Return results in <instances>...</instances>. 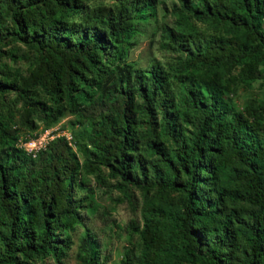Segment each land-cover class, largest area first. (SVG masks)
Listing matches in <instances>:
<instances>
[{
  "label": "trees",
  "instance_id": "16d2710c",
  "mask_svg": "<svg viewBox=\"0 0 264 264\" xmlns=\"http://www.w3.org/2000/svg\"><path fill=\"white\" fill-rule=\"evenodd\" d=\"M85 1L0 0V12L8 15V25L0 29V43L18 41L42 57L17 85L0 69V99L15 91L26 125L32 112L45 118L66 108L93 119L103 109L98 120L90 121L92 149L82 146L85 157L104 158L119 190L153 185L160 192L178 193L173 208L154 204L142 211L138 264H224L225 246L232 240L240 241L245 264H264V124L256 118L264 114V100L257 114L242 116L223 104L216 81L203 79L187 87L180 114L169 78L156 63L144 72H133L128 79L134 81L132 89L122 87L119 79L106 84L112 60L121 58L122 46L132 35V19L145 18L151 1L111 0L106 6ZM179 3L202 23L245 33L246 40L214 38L203 46V54L198 51L193 57L189 44L194 42H184L182 34L164 27L163 36L183 46L191 65L205 64L215 72L219 59L243 60L245 74L254 73L264 48L260 29L264 0H200L198 8L191 0ZM208 56L214 64L204 61ZM38 89L48 105L34 99ZM98 90L102 92L96 96ZM80 98L88 103L83 105ZM138 112L143 132L134 130ZM191 112L197 120L194 132L186 137L180 127ZM157 114L173 148H166L161 140ZM0 134L16 140L1 120ZM50 146L47 154L38 156L37 160L47 155L38 168L14 152L0 154V264H18V257L21 264L47 257L59 262L69 247L68 237L55 229L60 217L77 218L81 202L73 198L72 175L78 164L65 138L52 140ZM154 157L160 164L152 163ZM239 200L253 206L242 221H237ZM85 242L89 261L96 264V244L88 233ZM123 264H131L127 253Z\"/></svg>",
  "mask_w": 264,
  "mask_h": 264
},
{
  "label": "rangeland",
  "instance_id": "374dc122",
  "mask_svg": "<svg viewBox=\"0 0 264 264\" xmlns=\"http://www.w3.org/2000/svg\"><path fill=\"white\" fill-rule=\"evenodd\" d=\"M150 1L148 15L143 19L137 16L132 19L134 30L128 39V44L122 46L121 58L112 60L110 65L112 75L106 80V84H114L119 79L122 87L132 89L134 81L128 82V79L133 72H144L150 65L156 63L169 78L176 103L175 108L180 114L183 111L180 101L186 94L187 87L192 82L203 79L214 80L221 86L223 104L230 111L239 112L242 116L249 113L257 114L264 100V48H261L262 58L256 62L254 73L250 77L243 70L242 65L245 63L243 60L234 63L229 59H219L217 66L214 67L215 72L208 69L205 64L191 65L183 46L163 36L164 27L182 34L184 42H194L189 44L193 57L198 51L203 54V46L210 44L217 37L228 41L234 38L246 40L244 31L233 33L218 24L210 26L202 23L197 17L185 13L180 7L179 0ZM191 1L194 8L200 6V0ZM85 2L106 6L111 0H86ZM0 16L3 17L0 20V29H2L8 25V15L1 11ZM260 29L264 31V18ZM196 40H199V43ZM108 49L113 51L109 47ZM0 51V69L7 80L16 83L15 85L21 77L29 73V70L42 62V57L37 52L18 41L3 39L0 43ZM201 56L197 57L196 62L200 61ZM208 58L204 61L210 60L214 64V59L211 56ZM178 77H183L184 80L180 82ZM101 92L102 90H98L96 96ZM34 99L49 104L40 89L37 90ZM135 102H140L138 96L135 97ZM81 103L84 105L88 102L81 101ZM23 109L22 103L13 90H9L0 99V120L16 138L14 141L0 134V154L5 151L14 152L30 160L33 166L38 168L40 160L47 157L45 155L37 160L40 153L49 152L52 140L59 137L65 138L78 164L77 170L72 175L74 179L72 194L74 199L81 202L76 210L77 218L71 220L70 216L64 215L60 217L55 229V232L62 237H68L69 240V247L64 251V255H61L59 262L47 257L35 259L33 264H93L89 261L88 247L85 242L86 233L96 244L93 260L96 264H123L125 253L129 255L131 264H138L141 245L137 230L142 225V211L154 204L171 209L179 199L178 193L160 192L157 186L153 185L127 186L119 190L114 186L118 179L109 174L104 158L85 157L82 146L92 149L90 121L98 120L103 109H99L93 119L86 118L79 111L72 112L66 108L51 111L45 118L32 112L28 117L30 122L28 125L21 119ZM136 118L138 123L134 125V130L143 132L141 113L138 112ZM256 118L259 123L264 124V114ZM157 119L159 121L157 129L163 144L166 148H173L174 143L170 133L165 131L160 114H157ZM196 120L197 114L193 112L188 119L184 118L180 127L183 135L187 137L194 132ZM154 162L160 164V160L156 157L152 159V163ZM227 170L228 168L224 169L223 182H225ZM236 209L239 215L237 221H242L247 219L253 206L246 200H239L236 203ZM32 227L37 230V224L34 223ZM240 249L239 240L226 243L224 264H245V258ZM17 262L21 264L20 257L17 258Z\"/></svg>",
  "mask_w": 264,
  "mask_h": 264
}]
</instances>
